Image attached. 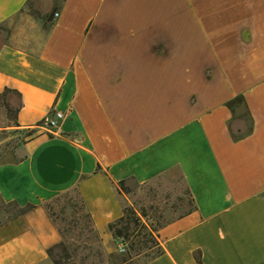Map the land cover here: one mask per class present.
<instances>
[{
    "label": "crops",
    "instance_id": "0c3cea01",
    "mask_svg": "<svg viewBox=\"0 0 264 264\" xmlns=\"http://www.w3.org/2000/svg\"><path fill=\"white\" fill-rule=\"evenodd\" d=\"M6 22L0 91L20 93L33 131L0 162L1 197L30 206L0 225V264H53L46 203L71 190L115 241L119 182L173 169L194 209L159 228L146 264H264V0H0Z\"/></svg>",
    "mask_w": 264,
    "mask_h": 264
},
{
    "label": "rangeland",
    "instance_id": "374dc122",
    "mask_svg": "<svg viewBox=\"0 0 264 264\" xmlns=\"http://www.w3.org/2000/svg\"><path fill=\"white\" fill-rule=\"evenodd\" d=\"M10 22L0 25L5 38ZM20 97L14 91L0 93V162L19 157V147L32 133V129L23 128L16 119ZM239 133L250 127V120L243 103L238 104ZM44 123H41V125ZM37 127V126H36ZM36 129V128H34ZM126 195V205H132L138 211L145 210L143 221L148 225L145 231L159 229L170 220L193 209V202L178 169L140 184L134 180L125 181L122 189ZM46 207L61 232L62 239L53 247V264H146L155 248H144L141 252L128 251L119 239L103 243L95 230L82 198L75 190L67 191L46 203ZM29 206H21L4 200L0 195V225L27 211ZM142 238L141 236H135Z\"/></svg>",
    "mask_w": 264,
    "mask_h": 264
},
{
    "label": "trees",
    "instance_id": "16d2710c",
    "mask_svg": "<svg viewBox=\"0 0 264 264\" xmlns=\"http://www.w3.org/2000/svg\"><path fill=\"white\" fill-rule=\"evenodd\" d=\"M5 91H14L20 97V93L15 89L7 87L3 91H0V93H3ZM239 103H243V105L245 107L243 99H238L236 104L231 103L233 110L237 111ZM250 129H251V123H250V127L248 128V131ZM30 134L31 133H29V135ZM124 184H125V180H121L119 182V189L120 190L123 189ZM11 202H14V201H11ZM192 202H193V200H192ZM14 203H16V202H14ZM16 204H18V203H16ZM29 208H30V206H29ZM193 209H194V203H193ZM191 210L187 211L186 213L190 212ZM88 215L91 218V215L89 213H88ZM146 215L147 214H146L145 210L138 211L132 205H125L123 215L120 216L115 221L110 222L109 223V229L111 230L114 238L119 239V241L121 243H123L124 245L127 246L129 252L130 251H136V252L140 253L141 250L144 248H155L156 247V250L151 255L150 259H152V258L163 253V247H162L160 239H159V233H158L159 229L151 228V229H148V231L144 232V229H147L148 225L143 221L142 217L146 216ZM91 221H92V219H91ZM135 236H141L142 238L137 237L135 239L134 238ZM53 247H51L49 249L50 256H52Z\"/></svg>",
    "mask_w": 264,
    "mask_h": 264
},
{
    "label": "built area",
    "instance_id": "2783aa9c",
    "mask_svg": "<svg viewBox=\"0 0 264 264\" xmlns=\"http://www.w3.org/2000/svg\"><path fill=\"white\" fill-rule=\"evenodd\" d=\"M62 117V113L60 111L53 112L50 116L47 117L45 124L49 127H54L58 123V119Z\"/></svg>",
    "mask_w": 264,
    "mask_h": 264
}]
</instances>
